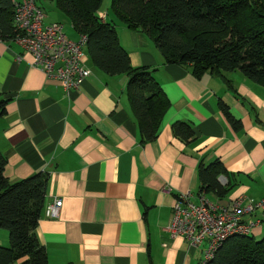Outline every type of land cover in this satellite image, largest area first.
<instances>
[{
  "label": "crops",
  "instance_id": "crops-1",
  "mask_svg": "<svg viewBox=\"0 0 264 264\" xmlns=\"http://www.w3.org/2000/svg\"><path fill=\"white\" fill-rule=\"evenodd\" d=\"M45 1L37 2L42 10ZM99 12L115 25L132 66L152 70L169 101L156 140L140 142L128 76L106 74L86 48L91 75L66 92L59 80L31 66V55L16 40H0L4 175L10 183L48 175L36 229L48 264H202L205 245L171 238L173 206L180 194L191 192L196 200L199 166L215 160L226 169L220 177L226 193H208V199L224 205L240 196L264 198V86L239 71L196 78L191 66L166 64L146 34L129 30L113 12L115 19ZM182 122L193 130L188 140L174 133ZM56 199L63 207L50 218L47 206ZM260 217L257 211L244 220ZM0 245H10L7 231L0 230Z\"/></svg>",
  "mask_w": 264,
  "mask_h": 264
},
{
  "label": "trees",
  "instance_id": "trees-1",
  "mask_svg": "<svg viewBox=\"0 0 264 264\" xmlns=\"http://www.w3.org/2000/svg\"><path fill=\"white\" fill-rule=\"evenodd\" d=\"M51 1L69 18L76 34L87 36L86 52L96 67L110 76H128L127 95L140 142L156 140L169 101L152 70L132 66L115 25L99 17L105 0ZM110 8L129 30L150 37L166 64L191 66L196 78L239 71L264 86V0H111ZM14 16L13 0H0V40H16ZM221 107L233 120L228 107ZM4 111L1 103L0 114ZM173 128L183 140L193 135L186 123ZM6 162L0 152V228L10 240L8 247L0 245V264H48L36 235L46 207L48 175L10 183L4 175ZM198 171V195H225L220 177L226 169L219 160L201 163ZM206 264H264V238L231 237Z\"/></svg>",
  "mask_w": 264,
  "mask_h": 264
},
{
  "label": "built area",
  "instance_id": "built-area-1",
  "mask_svg": "<svg viewBox=\"0 0 264 264\" xmlns=\"http://www.w3.org/2000/svg\"><path fill=\"white\" fill-rule=\"evenodd\" d=\"M38 1L13 0L18 31L16 41L31 55L32 67L41 70L48 78L59 80L66 92L77 90L91 75L84 64L88 38L82 35L71 40L61 23L45 25V14ZM100 15L105 20V16ZM62 207L63 201L56 199L47 206L48 217L57 218ZM257 211H261L259 219L244 220L245 216ZM255 226H264V198L255 202L240 196L221 205L212 202L205 194L197 195L194 200V195L188 192L178 195L167 230L171 238L182 237L190 247L206 245L202 261L206 264L227 239L251 235Z\"/></svg>",
  "mask_w": 264,
  "mask_h": 264
},
{
  "label": "rangeland",
  "instance_id": "rangeland-1",
  "mask_svg": "<svg viewBox=\"0 0 264 264\" xmlns=\"http://www.w3.org/2000/svg\"><path fill=\"white\" fill-rule=\"evenodd\" d=\"M110 5H111V0H105L103 3V6H102V11L108 12L110 14V17L115 19V17L112 14ZM42 11L47 16V19H48V20H46L45 25L50 24L49 22H51V23L59 22V23L64 25L65 33L67 34V36L69 38L70 37H72V38L77 37V34H76V32L72 26L71 21L69 20V18L66 17V15L63 12H61L56 7V5L53 1H51V0L45 1V4L43 6ZM86 58L88 60V56ZM0 230L2 232H6L3 229H0ZM251 236L254 237L256 241H260L264 238V231L262 230L261 233H258V232L255 233L254 232L253 235L251 234ZM204 247H206V245Z\"/></svg>",
  "mask_w": 264,
  "mask_h": 264
}]
</instances>
